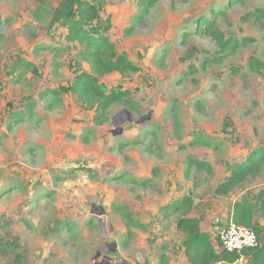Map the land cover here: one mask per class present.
Here are the masks:
<instances>
[{"label": "rangeland", "instance_id": "1", "mask_svg": "<svg viewBox=\"0 0 264 264\" xmlns=\"http://www.w3.org/2000/svg\"><path fill=\"white\" fill-rule=\"evenodd\" d=\"M61 1L0 0V264H190L185 195L219 249L234 204L264 191L262 173L215 195L264 146V0H156L142 20L141 0H109L101 27L141 70L100 79L130 93L102 125L46 93L90 72L50 25ZM193 159L208 167L188 177Z\"/></svg>", "mask_w": 264, "mask_h": 264}, {"label": "trees", "instance_id": "2", "mask_svg": "<svg viewBox=\"0 0 264 264\" xmlns=\"http://www.w3.org/2000/svg\"><path fill=\"white\" fill-rule=\"evenodd\" d=\"M109 0H62L51 13V26L59 23L67 28L66 40L69 43H78L81 57L90 65V72H76L72 83L68 86L47 90L53 100L52 105L63 100L64 94H73L81 107L86 111H94V123L102 125L109 121L113 114V107L117 104L130 102V93L121 86L108 88L100 83L104 76L119 73L122 77H130L138 73L141 68L135 65L126 53H119L116 45L107 34V28L101 27V11L107 6ZM156 0H141L142 14L148 6L155 4ZM206 20L200 21V24ZM208 31L219 38V33L213 29L211 23L207 25ZM237 42L229 43L235 48ZM200 105V102L198 103ZM32 107V104L29 105ZM208 142H206L207 144ZM208 167L207 163L193 159L188 162L186 175L190 176L193 167ZM264 173V146L252 151L246 159L230 166L229 175L215 190L216 196H228L237 187L242 186L250 178ZM194 205L191 195L179 199L173 209L176 213L182 212L184 217L178 219L177 229L185 234L183 245L185 255L190 264H219L230 263L237 258V254L221 248L218 249L212 242L209 233L201 230L200 222L188 216ZM259 215L264 220V191L255 198L238 201L233 206L231 220L238 225L253 229L260 237L262 228L255 225V217ZM249 264H264V245L245 250Z\"/></svg>", "mask_w": 264, "mask_h": 264}, {"label": "built area", "instance_id": "3", "mask_svg": "<svg viewBox=\"0 0 264 264\" xmlns=\"http://www.w3.org/2000/svg\"><path fill=\"white\" fill-rule=\"evenodd\" d=\"M221 248L237 254V258L230 263L221 264H249L245 250L259 248L261 242L257 233L246 226L238 225L234 221L220 232Z\"/></svg>", "mask_w": 264, "mask_h": 264}, {"label": "water", "instance_id": "4", "mask_svg": "<svg viewBox=\"0 0 264 264\" xmlns=\"http://www.w3.org/2000/svg\"><path fill=\"white\" fill-rule=\"evenodd\" d=\"M140 122H142V120H141ZM122 131H123V128L120 127L119 130H118V132H119V133H122ZM118 132H114V134H117ZM103 213H104V212H101L100 214H103ZM114 247L116 248V245H115Z\"/></svg>", "mask_w": 264, "mask_h": 264}, {"label": "crops", "instance_id": "5", "mask_svg": "<svg viewBox=\"0 0 264 264\" xmlns=\"http://www.w3.org/2000/svg\"><path fill=\"white\" fill-rule=\"evenodd\" d=\"M220 245H218V247H219ZM221 264V263H220Z\"/></svg>", "mask_w": 264, "mask_h": 264}]
</instances>
